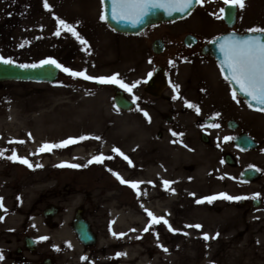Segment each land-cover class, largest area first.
<instances>
[{"label": "rangeland", "instance_id": "obj_1", "mask_svg": "<svg viewBox=\"0 0 264 264\" xmlns=\"http://www.w3.org/2000/svg\"><path fill=\"white\" fill-rule=\"evenodd\" d=\"M49 3L53 5L51 11L44 8L43 0H0V54L18 63H33L51 56L74 70L87 68L88 74L102 76L101 58L115 36L100 19L101 0H49ZM53 13L76 26L88 41L87 51L66 31L59 37L54 35L57 22ZM200 18L201 14L197 13L189 20L198 25ZM256 27H264V0H245V7L239 8L238 29L248 31ZM25 41L29 43L21 48L19 45ZM143 75L141 72L140 76ZM92 82L63 72L61 79L52 85L12 82L1 86L0 126L9 128L12 138L16 135L24 139L22 125L31 134L75 137V133L82 131L76 124L81 115V125L87 127L85 131L93 138H102L94 139L86 150L98 155L103 149L96 148L97 144L110 145V151L104 155L111 158L102 164L93 162L81 168L50 164L33 169L20 163L28 168L24 174L27 199L32 201L46 193H57V198L47 196L50 199L44 205H60L68 212L74 205L83 204L93 223L97 226L101 222L106 229L98 235L97 251L107 247L109 254L115 250L126 253L118 256L124 264H264V181L249 184L240 180V173L247 166L264 165L263 150L240 153L226 143L224 134L210 138L208 145H204L195 126L197 118L183 119L185 113L182 114L181 107L174 108L176 115L169 107L141 104L130 113L122 112L114 106L111 93ZM136 96L148 98L144 92ZM140 109L149 113L150 122ZM216 109L231 113L234 110L231 106ZM169 116L173 120L171 125L165 121ZM243 129L257 139L264 138V124L258 119L244 118ZM173 132L183 135H173ZM127 136L130 138L126 139ZM116 147L131 159V165L113 151ZM72 151L73 147L62 151V155ZM227 152L236 159L235 167L224 162ZM36 158L39 155L33 160ZM261 167L262 170L264 167ZM151 168L159 172L152 173ZM119 171L125 180L144 182L139 186V195L117 179L114 172ZM162 176L174 182L167 186L168 192L164 190ZM88 177L98 180L88 188H73L66 181L72 178L84 182ZM105 179L116 185L106 183ZM172 188L174 193L170 191ZM220 192L249 197L258 192L262 204L260 208L253 207L251 198L196 202ZM169 195L175 203L166 207L169 213L166 219L179 231L172 232L163 222L143 231L151 219L145 211L147 205L163 203ZM113 210L122 211V218L117 219ZM108 216L111 219L106 224ZM196 224L202 228L188 230L187 225ZM113 232L125 235L117 237ZM156 233H159L158 239ZM203 233L212 238L205 240Z\"/></svg>", "mask_w": 264, "mask_h": 264}, {"label": "flooded vegetation", "instance_id": "obj_2", "mask_svg": "<svg viewBox=\"0 0 264 264\" xmlns=\"http://www.w3.org/2000/svg\"><path fill=\"white\" fill-rule=\"evenodd\" d=\"M217 6L216 0H205L200 4L201 19L198 25L184 19L150 26L135 36L112 31L115 41L101 58L102 75L119 73L120 78L128 84L141 80L133 92H146L145 96L149 98L138 100L139 104L144 106L188 107L184 102L186 98L199 107H205L207 116L202 118L198 125L204 132L217 133L223 129L230 131L228 125L233 121L236 131L230 132L236 133L237 136L248 134L243 129V119L247 117L257 120L261 118L262 113L249 111L250 107L239 95V103L233 100L231 85L223 77L215 60L204 54V48L214 38L232 31L245 32L238 31V23L231 30L225 24L217 25L218 20L212 18L219 15L214 10ZM141 72H144L143 76H140ZM149 72L153 73L151 78H148ZM172 84L179 85L181 98L172 99L175 95ZM94 85L111 91L114 99L116 92L113 87L118 84L96 82ZM119 90L132 99V93L120 86ZM226 106L234 108L233 113L216 109ZM215 113L220 115L216 116ZM214 124L219 126L213 127ZM9 141H12L10 129L0 126V149L9 150L4 158H0V197L4 198L7 208L6 214L0 210V215L4 216V219L0 220V249L4 255L0 264H124L116 256L117 250L113 255L109 254L107 247L98 252V243L89 247L78 239L74 230L78 222L88 225L96 240L100 232L106 230L103 223L98 222L97 226L93 223L83 204L74 205L69 212L56 205L57 212H53V205H44L45 200L50 199L47 198L50 193L37 196L32 201L27 199V180L24 174H27L28 168L19 162L9 163L11 160L7 159V156L12 148V143L7 147ZM66 181L73 188H88L93 181L98 180L86 179L83 182L70 178ZM50 196L57 198L58 194ZM112 213L118 217L122 211L113 210ZM110 219L108 216L106 224ZM39 236H47L49 239L37 241ZM53 245H58L59 251ZM83 256L88 259L82 260Z\"/></svg>", "mask_w": 264, "mask_h": 264}, {"label": "snow or ice", "instance_id": "obj_3", "mask_svg": "<svg viewBox=\"0 0 264 264\" xmlns=\"http://www.w3.org/2000/svg\"><path fill=\"white\" fill-rule=\"evenodd\" d=\"M103 2V0H102ZM205 0H112L111 3V18L113 20H116L117 22H131L132 24H139L142 23L144 20V17L151 12L154 9H165L169 15H171L173 12L179 11V12H188L194 4H203ZM226 2L229 5H235L238 6L240 9H243L245 7V0H226ZM43 6L45 9L51 11L53 8V5L49 3V0H43ZM221 11H225L224 9H221ZM11 15V13H9ZM55 20L57 22V27L54 32V35L59 37L62 35L63 32L70 33L81 45H84V50L87 51L88 47V41L76 30V26L73 24L68 23L64 19L60 18L59 16H56L55 13H53ZM109 18L108 12L105 9L102 11L100 15V19L102 21L107 20ZM220 18V17H218ZM41 29H43V25L40 26ZM249 32H259L264 33V27H256L248 30ZM40 37H37L39 39ZM219 49L220 52L223 54V59L221 60V72L226 73L225 80L230 84H235L238 86L239 94H242L243 96L247 97V104L250 108H258L260 111L264 112V37L258 36V35H245V36H239L235 33L223 36L219 38ZM26 43H29V41H25L24 43H21L19 46L23 48ZM151 62V61H150ZM0 63H3L5 65H11L15 67H19L21 69H40L45 67H54L56 70H62L64 73L69 74L73 78H83L88 81H94L101 84H118L122 89L126 90L129 93H132V99L139 100L140 97L136 96L133 92V89L137 87L142 81L137 80L131 84L126 83L122 78H120L119 73H114L110 76H93L88 74L87 68H84L82 70H74L71 67L65 66L63 63L58 61L57 59L49 56L45 59H41L37 62L33 63H18L14 58L12 57H5L4 55L0 54ZM170 63H173V61H170ZM153 75L152 72L148 73V78H151ZM171 84L172 82L169 81ZM173 90L175 92V95L172 97V99L181 98L179 94V85L172 84ZM232 98L233 100H236L237 103H239L238 99V92L237 89L234 87L231 90ZM185 105L194 108V110L199 114L201 112V109L199 105L188 101L186 98H184ZM144 116L148 118L149 122L151 121V116L146 110L140 109ZM216 116H219L220 113H215ZM213 127H218L219 125H212ZM31 136V133L28 134ZM91 134H85L81 135L79 137H68L67 139L58 141V142H45L41 145L39 149L35 153H32V155H37L39 153H43L45 151L52 152L54 149H60L68 147L69 145L78 143L80 141H84L89 138ZM173 135H183L182 133H176L173 132ZM94 139L101 140L102 138L99 136H95ZM226 140L229 139H235L233 137H226ZM13 141H9V143H12ZM23 143V141H21ZM8 149H0V158H4L6 152H8ZM114 152L119 153L125 160L129 162V164H132L131 159L125 155L118 147L113 149ZM12 154L10 156H7V159L19 161L20 163H23L27 165L29 168L33 167H42V164H33L28 157L26 156H20L17 153V150L15 148L11 149ZM111 157H106L103 152L99 153L98 155H93L86 164H75L70 163L68 161H62L60 167L68 166L72 168H81V167H87L88 164H92L93 162L102 164L105 159H109ZM252 169H255L256 166L251 165L249 166ZM109 171H113L112 169H109ZM114 175H116L117 179L120 180L121 183L130 185L133 189H135L140 194V188L139 185L144 183L143 181H129L125 180L120 173L114 172ZM235 179V177H233ZM147 183L154 184L153 181H148ZM174 183L173 181L169 180H163V185L165 187L171 185ZM173 193L175 192V189H170ZM146 195V192L144 193ZM191 195H195V193H191ZM217 198H223L228 201H241L244 199H259L261 198V193H252L251 196H245V195H230L227 192H220L213 194L211 196H205L200 199H198L197 203H202L204 201H208L211 203ZM19 199V198H18ZM0 210H2L5 214L7 213V208L4 204V198L0 197ZM145 211L147 212V215L151 217L148 225L143 229V231L147 232L150 228L153 227L154 224H159L163 222L165 225L168 226L169 230L172 232L179 231L178 229H175L172 227L170 222L164 217V216H156L153 212L145 208ZM4 216L0 215V220H3ZM35 227V225H33ZM187 227H195L197 229L202 228V225L196 224V225H187ZM113 236L121 237L124 236L125 233H112ZM188 233H185L187 235ZM217 236L219 233L216 234ZM157 239L159 238V233H156ZM203 238L205 240H209L212 237L208 233H203ZM49 239L47 236H39L36 238L37 241H45ZM53 247L59 251L58 245H53ZM69 247H71V244L69 243ZM161 248H163L164 251H168V249L161 244ZM126 255V253H116V256H122ZM4 259L3 250L0 249V261ZM82 260H87V256L81 257ZM214 264V262H213Z\"/></svg>", "mask_w": 264, "mask_h": 264}, {"label": "water", "instance_id": "obj_4", "mask_svg": "<svg viewBox=\"0 0 264 264\" xmlns=\"http://www.w3.org/2000/svg\"><path fill=\"white\" fill-rule=\"evenodd\" d=\"M105 4V9L108 12L109 18L107 19L108 24L118 32L129 33V34H137L142 29L147 27L148 25L165 20V19H176V18H184L186 17L195 7V4L188 12H173L171 15L165 9H154L149 12L145 17L142 23L132 24L131 22H117L111 18V3L112 0H103ZM227 23L230 24L234 19L233 10L231 11L229 8L226 10V18ZM232 23V22H231ZM231 25V24H230ZM258 36L264 37V35L259 34ZM219 43L213 44L211 47V53L216 55L217 60L221 65V60L223 59V54L220 52ZM226 74V73H225ZM59 77V70H56L54 67H45L40 69H21L19 67L5 65L0 63V83L5 81H37V82H53L57 80ZM237 90L238 86L236 85ZM245 97V96H244ZM247 99V97H245ZM115 103L117 107L123 110L129 111L132 109V104L127 102L121 95L116 97ZM240 147L243 149H252L255 148V143L253 140L248 138H243L239 141ZM228 162L232 164L229 157L227 158ZM242 178L244 180H255L258 178V173L255 170H247L243 173ZM82 226V225H81ZM79 238L81 241L85 243H89L92 239L89 232L87 231L85 226L79 227L77 229Z\"/></svg>", "mask_w": 264, "mask_h": 264}, {"label": "bare ground", "instance_id": "obj_5", "mask_svg": "<svg viewBox=\"0 0 264 264\" xmlns=\"http://www.w3.org/2000/svg\"><path fill=\"white\" fill-rule=\"evenodd\" d=\"M81 113L82 111L80 112V114ZM34 117L36 118L37 116L35 115ZM79 118H81L80 121L83 120L81 115H79ZM80 121L77 122L76 124H77V127H79L82 131L79 133H75V137L89 134L88 132L85 131L87 127L84 126L83 124L81 125ZM22 131H23V136H24L22 147L16 145V146H13L11 149L15 148L17 150V153L20 156L28 157L29 160L33 164H42L43 165L42 167L49 166L50 164L60 165L62 161H68L70 163H76V164H84V163H87V161L93 156L92 150L91 151L86 150L88 146L94 143V138L92 137V135H90L88 139L84 141H80L72 145H69L68 147L54 149L52 152L45 151L43 153H39L37 154L39 155V158H36L33 160V157L35 155H32V153H35L37 149H39L41 145L44 144L45 142H58V141H61L67 138L60 136V135L58 136V134L51 136L50 134H47V133H43V134L33 133L31 134V136H29L28 135L29 131L25 129L24 126H22ZM72 147H73V151L70 154L65 153L64 155H62V151H65V150L67 151L69 150V148H72ZM96 148H102L103 153H105L106 151H110V145L107 142L97 144ZM11 154L12 152H10L9 156ZM151 169H152V173L157 174L159 172V170L156 168H151ZM118 173L122 175V172L119 171ZM164 178L165 176H162L163 180ZM164 190L168 192L169 188H164ZM174 203H175L174 198H172V195H169L168 200H166L165 202L163 203L155 202L153 204H148L147 209L153 212L156 216H164L165 218H168L169 213L166 210V207L172 206L174 205ZM191 229H195V227H190L188 230L191 231Z\"/></svg>", "mask_w": 264, "mask_h": 264}]
</instances>
